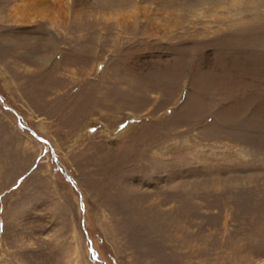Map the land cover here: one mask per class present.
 Instances as JSON below:
<instances>
[{"label": "rangeland", "instance_id": "obj_1", "mask_svg": "<svg viewBox=\"0 0 264 264\" xmlns=\"http://www.w3.org/2000/svg\"><path fill=\"white\" fill-rule=\"evenodd\" d=\"M52 1L0 0V264H264V0Z\"/></svg>", "mask_w": 264, "mask_h": 264}, {"label": "bare ground", "instance_id": "obj_2", "mask_svg": "<svg viewBox=\"0 0 264 264\" xmlns=\"http://www.w3.org/2000/svg\"><path fill=\"white\" fill-rule=\"evenodd\" d=\"M13 12L15 14L21 15V17H28L30 14L35 16H48V17H57L58 6L55 2L52 3H37L36 0H18V2L13 6ZM141 13L146 15L144 10H140ZM34 16V17H35Z\"/></svg>", "mask_w": 264, "mask_h": 264}]
</instances>
